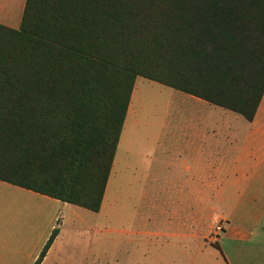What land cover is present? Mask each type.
<instances>
[{"label": "trees", "instance_id": "16d2710c", "mask_svg": "<svg viewBox=\"0 0 264 264\" xmlns=\"http://www.w3.org/2000/svg\"><path fill=\"white\" fill-rule=\"evenodd\" d=\"M139 77L253 121L264 0H27L0 25V181L100 212Z\"/></svg>", "mask_w": 264, "mask_h": 264}, {"label": "crops", "instance_id": "0c3cea01", "mask_svg": "<svg viewBox=\"0 0 264 264\" xmlns=\"http://www.w3.org/2000/svg\"><path fill=\"white\" fill-rule=\"evenodd\" d=\"M26 3L0 0V25L18 29ZM136 91L135 85L100 212L106 198H113L119 180L129 187L157 188L154 198L175 199L169 201L171 211L166 210L165 200L157 205L156 219L176 232L150 234L196 241L199 198H215L218 190L223 231L216 240L222 257L217 264H264V98L255 119L248 121L238 113L177 90L174 98L188 112L165 116L159 130L139 131L135 146L134 141L128 144V136L140 126ZM0 188L53 199L4 181H0ZM85 211L78 207L72 215L82 221L89 215ZM60 235L61 231L42 264L48 263ZM44 246L28 254L0 233V264H35Z\"/></svg>", "mask_w": 264, "mask_h": 264}, {"label": "rangeland", "instance_id": "374dc122", "mask_svg": "<svg viewBox=\"0 0 264 264\" xmlns=\"http://www.w3.org/2000/svg\"><path fill=\"white\" fill-rule=\"evenodd\" d=\"M136 90L140 126L128 136V144L134 141L136 146L139 131L159 130L165 116L188 112L176 102L178 91L173 88L139 77ZM156 194L157 188L129 187L119 180L104 210H86L89 215L81 221L72 215L78 208L74 205L0 188V233L30 254L44 246L54 225L61 235L47 264H217L222 257L213 234L222 222L220 191L215 190V198H199L196 241L150 234L176 232L156 219L157 205L165 200L171 211L169 201L175 198H154Z\"/></svg>", "mask_w": 264, "mask_h": 264}, {"label": "built area", "instance_id": "2783aa9c", "mask_svg": "<svg viewBox=\"0 0 264 264\" xmlns=\"http://www.w3.org/2000/svg\"><path fill=\"white\" fill-rule=\"evenodd\" d=\"M223 231V227H222V224L220 223L219 225L216 226L215 228V232L213 234V237L215 238V240L218 239L219 237V234Z\"/></svg>", "mask_w": 264, "mask_h": 264}]
</instances>
